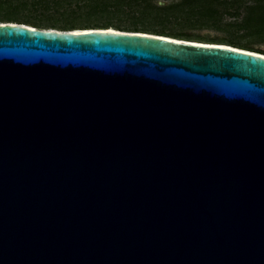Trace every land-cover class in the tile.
I'll return each instance as SVG.
<instances>
[{"label":"water","instance_id":"obj_1","mask_svg":"<svg viewBox=\"0 0 264 264\" xmlns=\"http://www.w3.org/2000/svg\"><path fill=\"white\" fill-rule=\"evenodd\" d=\"M0 264H264V55L0 23Z\"/></svg>","mask_w":264,"mask_h":264},{"label":"trees","instance_id":"obj_2","mask_svg":"<svg viewBox=\"0 0 264 264\" xmlns=\"http://www.w3.org/2000/svg\"><path fill=\"white\" fill-rule=\"evenodd\" d=\"M27 11L40 19H21ZM121 17L130 19L126 30L112 26V19ZM0 23L63 32L114 29L192 42L196 35L185 33L186 30L210 28L225 32L228 37L208 44L220 42L264 55V51L250 49L253 42L264 43V0H180L166 6L156 0H0Z\"/></svg>","mask_w":264,"mask_h":264},{"label":"rangeland","instance_id":"obj_3","mask_svg":"<svg viewBox=\"0 0 264 264\" xmlns=\"http://www.w3.org/2000/svg\"><path fill=\"white\" fill-rule=\"evenodd\" d=\"M156 1L160 5L166 6L168 4L177 3L180 0H156ZM21 17H22L21 19L30 18V19L35 20V21L37 19L38 20L40 19L39 16H37V14L30 13L29 11L23 12L21 14ZM43 19H45V18H43ZM228 20L231 21V22L234 21L233 19H229V18H228ZM56 22H58L59 25H62V22L60 20H58ZM106 23H107V21H106ZM93 25H97V24H93ZM129 25H130V19H127V18H124V17H121L120 19H112V26L114 28L123 27L121 29L126 30V29H128L126 27H128ZM142 31H144L143 28H142ZM148 32L151 33V34L154 33L153 31H148ZM168 32H171V31L169 30ZM186 32L187 33H191L193 35H196L195 36L196 40H194V42H205V43L207 42V43H209V41H218V40L222 41L223 39H227V37H228V35L225 32L214 30V29H210V28H208V29H195V30L189 29V30H186L185 33ZM199 36L202 37V38H200ZM207 37H210L211 40H205V38H207ZM182 40H185V38H183ZM217 43L220 44V42H217ZM217 43H215V44H217ZM250 47H251L250 49H253L254 51H264V43L260 42V41L251 43Z\"/></svg>","mask_w":264,"mask_h":264},{"label":"bare ground","instance_id":"obj_4","mask_svg":"<svg viewBox=\"0 0 264 264\" xmlns=\"http://www.w3.org/2000/svg\"><path fill=\"white\" fill-rule=\"evenodd\" d=\"M113 31H116V30H114V29H112ZM196 43H199V44H208V43H200V42H196Z\"/></svg>","mask_w":264,"mask_h":264}]
</instances>
